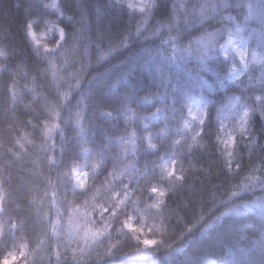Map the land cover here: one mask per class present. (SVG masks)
Instances as JSON below:
<instances>
[{"label": "trees", "instance_id": "1", "mask_svg": "<svg viewBox=\"0 0 264 264\" xmlns=\"http://www.w3.org/2000/svg\"><path fill=\"white\" fill-rule=\"evenodd\" d=\"M47 2L0 0V50L6 53L0 56V262L10 252L23 251L21 264H264V211L244 208L254 201L264 202V189L259 183L249 189L241 187L237 197L223 203L225 191L243 186L246 177L264 179V149L240 143L234 157V164L239 161L240 167H233V174L229 175L221 156L222 145L216 139L221 114L227 109L226 94L220 89L226 87L228 96L258 90L259 66L232 82L225 79V64L222 57L218 58L212 70L203 74L208 81L204 88L182 73L177 79L175 66L168 69L172 78L169 88L177 85L182 91L215 102L209 106L203 147H187L186 141L191 144L190 128L198 123L192 121L190 128L185 129L187 108L177 104L174 111L170 98L166 104L153 101L139 107L132 100L130 117H148L160 109L159 121L149 124L157 136V149L148 152L139 150L138 141V150L127 152L119 143L126 130L128 134L142 133L146 120L108 119L100 114V107L112 108L120 103L121 96L112 93L113 84L120 94L127 93L130 85L139 95L158 90L163 93V82L155 80L151 73L160 59V50L171 55V48L162 43L168 30H161L157 36L151 34L160 22L170 18L175 5L186 43L203 31V26L186 25L185 19L195 20L201 5L218 0H158L141 36L133 37L127 47L99 62L96 43L107 50L109 43L127 32L134 33L139 13L110 6V0H61L65 13L75 18L74 24L43 8ZM97 7L103 10L99 18ZM25 8L29 9L31 20L48 18L64 27L66 33L81 26L83 31L75 40L69 36L56 55L47 57L40 48L41 55L37 56L36 47L24 31ZM229 11L238 15L236 9ZM227 26V21L221 23L218 18L209 22L207 31ZM225 38L226 34L219 43ZM254 47L255 40L250 42V49ZM153 54L154 59L145 64ZM177 55L190 58L186 67L192 70L199 51L193 46ZM64 93L68 94L67 99ZM82 99L87 100L86 105L80 103ZM81 108L85 109L81 122L86 131L82 139L75 120ZM51 124L59 128L49 134L46 126ZM252 127L258 142L264 144V121L259 115L254 117ZM178 139L179 145L175 143ZM101 151L102 160L97 155ZM173 154L178 161L177 172L183 169L186 177L175 185L161 168L162 161L171 159ZM52 155L57 161L55 165L47 159ZM79 165L85 167L89 177L86 188L76 189L74 195L70 186L73 181L67 173ZM94 165L98 166L94 169ZM149 182L165 190L166 207H150L154 197ZM125 189L128 199L115 209L117 217L107 213L104 216L109 232L85 242L83 226L93 227L100 221L99 205L111 207L116 203L114 192L123 193ZM93 204H97L96 209ZM201 211L204 219L199 222ZM224 212L228 214L204 232L207 224ZM125 220H132L133 227L138 229L148 226V238L159 241L158 247L145 250L143 245L138 246L136 236L142 237L140 233H128L122 227ZM109 245L118 251L105 255L106 249L113 250Z\"/></svg>", "mask_w": 264, "mask_h": 264}, {"label": "snow or ice", "instance_id": "2", "mask_svg": "<svg viewBox=\"0 0 264 264\" xmlns=\"http://www.w3.org/2000/svg\"><path fill=\"white\" fill-rule=\"evenodd\" d=\"M158 0H110V6L114 5L117 8H126L132 12L139 13L140 19L135 26V31L127 32L125 35L116 41L109 43L107 50L101 48L99 43H96L97 48L100 49L99 55L97 57V62L104 60L106 57L111 56L113 53L119 51L121 48H125L129 45L133 37H140L144 32L149 19L153 16L154 9L157 7ZM17 7H20L19 3ZM186 7V6H185ZM43 8L51 9L55 14H58L60 17L76 23L75 18L72 15L65 13L61 0H49V2L43 4ZM229 9H236L238 15L233 16ZM96 12L98 18L103 14V10L97 7ZM26 23L24 24V31L27 37L31 38V41L36 44V55L40 56V48H43L44 54L47 57L56 55L60 49L64 47V44L67 43L69 36L73 40L78 38L79 32L83 31V27L74 30L72 33H66L64 27H58L55 23H51V27L48 29L49 32L55 31L58 33V38L52 41L53 46L50 47L47 43H41L40 38L37 37L36 32L33 30L34 22L30 19L29 9L25 8ZM220 19V22L227 21V27H221L216 31L209 32L207 31L210 21ZM179 16L176 11L175 5L171 9V16L168 20L160 22L157 30L151 35L157 36L160 34L161 30L167 29L168 35L167 39L163 40V44H167L171 48V55L162 53L160 50L159 56L160 59L155 63L154 70L151 75L158 82H163L164 91L150 92L148 94L139 95L133 86H129V91L124 94L117 93V85H112V93L115 95H120L121 100L118 106L112 108L100 107L101 116L108 119H118L123 117L125 120H131L133 118L138 120H150L156 121L159 119V111L154 113L150 118L141 117L138 114H134V117H130L129 113L132 110V100L135 99V104L137 107L140 105L152 104L153 101H163L165 104L169 100L172 101V108L175 111V106L177 104L182 105L183 107L188 108V114L191 116L192 121H197L198 126L190 128V123L185 122L184 128L191 131V136L188 138L191 140V144L186 145L189 149H194L197 146L203 147L204 136L207 135V121L209 119L210 105H214L215 102L211 98H206L204 96H194L190 94L187 90H181L179 86L173 85L171 88L168 87V83L172 79L168 73V69L172 66H175L178 70L177 79H179V74L182 73L183 76L191 79L194 83L204 88L208 86V81L203 78V74L206 71L212 70L214 67V61L218 58L221 59L225 64L224 77L226 80L237 81L240 76L244 73H250L255 66H259V69L262 74H264V0H257L256 3H253L252 0H218L216 3H208L200 6L199 14L196 16L195 20L189 21L185 19V24L188 25L191 23L193 27L196 24L203 26V31L195 35L191 40L184 41L183 33L184 30L179 28ZM83 20V14H82ZM175 29V31H174ZM226 34L227 39L223 43H219L220 39H223ZM44 36V33H41V37ZM256 41V48L251 49L250 51V42ZM196 47L199 51V55L195 57L196 63L193 65L192 70H189L186 67V61H189L190 58H185L182 55L178 56L177 53L182 51H188ZM85 54H87V48L85 49ZM0 56H6V53L3 50H0ZM249 56L251 59H249ZM237 58L239 64L243 65L242 68L237 64ZM154 59V54L150 55L148 59L145 60V64H148ZM54 67V65H53ZM251 79V77H250ZM76 80H79V76L76 77ZM257 83L259 88L256 91H253L251 94H242V95H227V88L222 87L220 91L225 92V100L227 101L226 107L229 110V114L232 118L231 125H226L221 121L220 126L216 132V139L220 145H223V151L221 156L224 157V166L225 170L229 175H232L231 169L233 167H240L239 161H236L234 164V157L238 154V148L240 143L257 147L259 149H264V144L258 142V138L255 135L252 127V122L254 117L259 115L260 119L264 121V75H262ZM65 99H67L68 94H63ZM81 104H87L86 99L80 101ZM198 104L201 107L196 109L197 115L192 114V105ZM155 106V105H153ZM107 109V110H106ZM223 111V107L220 109ZM85 109L81 108L77 111L75 120L78 131L79 138L82 139L86 135L82 120V114H84ZM115 113V116L113 115ZM56 117L59 118V113H56ZM86 119V115L83 117ZM48 128L49 134L59 128L57 124H51L46 126ZM131 127V125H129ZM239 138V139H238ZM157 136H154L152 131L149 128L148 123L143 124V132L137 135L136 132L131 134L125 133L120 137V145L125 152L137 149V141L139 142V150L148 152L150 150L157 149ZM145 141L147 142L145 144ZM110 143L114 140L109 141ZM177 145L181 143L178 139L175 141ZM101 157V160L104 157V152L101 151L97 153ZM51 165L57 163L55 156L47 157ZM178 163L177 157L175 154L171 156V167H165L166 175L170 178V181L173 185L178 182H183L186 177L183 174V169L180 172L176 170V164ZM98 165H94L97 167ZM261 173L264 175V165H262ZM67 175L70 177L71 190L73 194H76V189H85L87 185V180L89 173L77 169L75 167L71 168ZM245 183L243 186L236 185L233 186L231 190L225 191L226 199L223 200V203L232 200L233 198L239 195L241 187L244 189H249L254 187L257 183L261 185V189H264V179H261L255 175H251L245 178ZM150 193L155 197V203L150 205L152 208H160L162 205H165L164 197L166 192L163 188L153 186L151 182L148 184ZM56 194L53 192V205H55ZM114 197L116 203L111 207L100 204L99 213L101 220L96 222L93 227H88L85 224L84 235L82 239L87 242L88 240H93L97 237H103L105 233L109 232L108 224L104 223L105 214H110L111 217H117L116 208L119 205H123L128 199L127 190L123 193L114 192ZM122 197V198H121ZM222 203V204H223ZM166 207V205H165ZM93 209L97 208V204L92 205ZM245 209L255 208L261 209L264 211V202H252L251 204H245ZM74 211L79 212V209H74ZM228 213L224 212L214 218V221L209 222L204 229V232H207L213 227L214 222H218L222 219L223 216H226ZM87 215V213H85ZM204 219V211H201L197 217V221L201 222ZM91 223V222H89ZM12 227H15L13 225ZM122 227L127 229L128 233L137 234L142 232V229L133 227L132 223L128 220H125L122 223ZM95 228V230H94ZM56 231V226L53 225V232ZM110 234V233H109ZM137 245H143L145 250L153 249L158 247L159 241L153 238H143L141 239L139 235L136 236ZM112 251L106 249L105 255H113L118 249L114 245H109ZM137 252L139 247H137ZM19 256L24 257L25 253H18ZM0 264H17V253H9L8 257L4 258Z\"/></svg>", "mask_w": 264, "mask_h": 264}, {"label": "rangeland", "instance_id": "3", "mask_svg": "<svg viewBox=\"0 0 264 264\" xmlns=\"http://www.w3.org/2000/svg\"><path fill=\"white\" fill-rule=\"evenodd\" d=\"M48 2H49V0H48ZM48 10L53 11V10H51V9H48ZM53 12H54V11H53ZM32 21L34 22V28H33V30L36 32L37 37L40 38V42H41L42 44H43V43H47L50 47H52V46H53L52 41H53L54 39L58 38V33L55 32V31H51V32L48 31V29L51 27V23H48V22L55 23L58 27H60V26L56 23L55 20L48 19V18L34 19V20H32ZM41 33H44V36H43V37H41ZM29 38H30V37H29ZM226 39H227V36H226L225 40H226ZM30 41H31V38H30ZM31 42H32V41H31ZM32 43H33V42H32ZM33 45L36 47V44L33 43ZM254 48H256V47H254ZM254 48H252V49H254ZM42 49H43V48H42ZM250 51H251V49H250ZM221 57H222V56H221ZM249 59H251L250 56H249ZM237 64L239 65L240 68L243 67V65H240V64H239V60H238V58H237ZM262 75H264V74L261 73L260 76H259V78H260ZM240 77H241V76H240ZM232 82H233V81H232ZM200 107H201V106L198 105V104H193V105H192V109H193L192 114H193V115H197L196 109H198V108H200ZM152 115H153V114H152ZM152 115H150V116H148V117L150 118ZM187 116H188V121H187V122H189V123L191 124V122H192V118H191V116L188 114V108H187ZM159 119H160V115H159ZM159 119L156 120V121L146 120V123H148V124L156 123V122L159 121ZM221 121H223V123L226 124V125H229V126L231 125V123H232V118H231V116H230V114H229V110H228V109H226L225 111L222 112V114H221V118H220V123H221ZM195 122H197V121H195ZM197 123H198V122H197ZM222 148H223V145H222ZM166 166H167V167H171V159H170V158H166V159H164V160L162 161V163H161L162 172H163L165 175H166V170H165V167H166ZM75 168L80 169V170H83V171H87L83 165L76 166ZM87 172H88V171H87ZM73 183H74V181H73ZM155 199H156V198L154 197V202H153V203H155ZM0 205H1V200H0ZM129 222L132 223V220H130ZM140 229H142V232H140V235H141L142 239H143V238H148V235H149V233H150V228H149L148 226H146V225H142ZM21 252H23V251H21ZM7 257H8V256H7ZM21 263H22V257L19 256V255L17 254V264H21Z\"/></svg>", "mask_w": 264, "mask_h": 264}]
</instances>
